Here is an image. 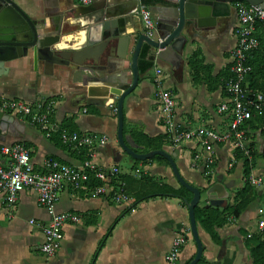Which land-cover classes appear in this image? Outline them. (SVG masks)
I'll list each match as a JSON object with an SVG mask.
<instances>
[{"label": "crops", "instance_id": "crops-1", "mask_svg": "<svg viewBox=\"0 0 264 264\" xmlns=\"http://www.w3.org/2000/svg\"><path fill=\"white\" fill-rule=\"evenodd\" d=\"M102 1L93 0V3ZM147 1L150 2L149 8L163 4V0H141L140 5ZM17 3L47 35L56 34L60 28L66 34L79 28V21L76 20L79 14L77 9L82 6L79 0H17ZM232 11L231 17L222 18L228 20H220L217 28L207 26L195 35L187 34L188 43L182 59L172 60L175 65L147 54L146 60L151 61L153 66L145 72L139 66V84L124 103V138L129 146L138 151V154H144L148 144L144 137L157 140L156 144L162 145L161 150L172 155L186 182L202 188L203 193L212 183H208L209 177L205 176L200 165H194L195 156L202 153V148L196 142L178 146L170 142L156 96L157 71H163L161 78L164 86L175 91L177 123L189 130L207 127L226 131L230 120L219 112V107L226 99L223 83L226 70L232 64V51L237 44L235 28L238 20L234 2ZM140 28L143 29V24L137 14L131 21L129 30L133 32ZM153 36L156 37L155 32ZM77 39L70 36L64 42ZM133 47L131 45L130 49ZM197 49L202 51L205 65L212 68L211 76L215 80L211 85L217 86L216 90L210 91L205 82H193L189 58ZM7 68V75L0 78V108L9 100L27 104L38 101L52 103L49 115L51 124L69 132L97 138L104 136L108 141L102 147L96 145L91 151L87 148L76 150L64 144L58 133L54 132L48 137L42 129L32 125L28 118L11 115L16 120L0 132V149L4 145L24 144L31 151L32 162L37 171L44 170V163L49 158L70 166H79L86 161V153H92L94 156H90V160L98 166L120 168L122 174L119 179H127L125 182L128 192L135 198V202L127 206L119 205L105 198L79 194L69 186L64 187L53 211L74 213L80 217V222L65 225L62 246L54 257L48 259L42 254L41 245L44 241L43 229L51 220L50 210L39 205L34 191H24L11 206L4 203L3 195L0 194V264H168L167 256L172 242L180 233L185 235L187 242L175 264H190L196 256L197 246L190 239L189 211L184 200L156 196L138 201L139 195L152 193L151 187L143 190V181L134 177V171L139 166L143 167V172L140 170L142 174L152 178V182L167 184L175 189L181 187L173 175L170 163L156 159L135 166V159L131 157L133 163L130 170L122 171L119 163L123 159V149L117 138L116 106L110 116H101L98 109L83 104L89 87L80 81L82 73L77 72L74 66L48 68L42 61L36 63L30 54L8 63ZM203 79L206 81L205 76ZM255 121L250 126L249 134L250 143L254 146V167L251 174L264 178V124ZM258 148L263 160L259 167L256 162ZM150 151L155 150L148 149ZM236 153L231 144L216 146V174L218 178L223 177L225 183L233 184L229 191L233 192V196L231 198L230 195L224 207L234 203L235 192L241 189H238L237 181L233 178L239 163H242L243 169V160L238 161ZM233 159L234 165L229 167ZM4 163L5 157L0 154V164ZM189 167L199 172L205 181L194 178ZM254 188L255 201L240 218L217 228L220 243L214 242L198 224L204 247L203 261L200 264H235L240 254L243 255L241 264H253L251 254L245 248V238L258 232L264 234V229L259 228V222L263 219L264 186ZM203 202L199 205L208 204L205 197ZM31 220H34L33 224Z\"/></svg>", "mask_w": 264, "mask_h": 264}, {"label": "water", "instance_id": "water-1", "mask_svg": "<svg viewBox=\"0 0 264 264\" xmlns=\"http://www.w3.org/2000/svg\"><path fill=\"white\" fill-rule=\"evenodd\" d=\"M107 1L79 6L76 16L79 28L72 33H63L60 28L56 34L47 35L23 11L17 0H0V78L9 72L8 63L30 54L36 63L42 61L48 68L74 66L82 73L80 81L89 87L83 104L95 107L101 116H110L116 106L117 138L123 151L138 161L164 157L179 184L193 194L191 201L184 202L197 246L196 256L190 264H198L204 247L195 209L202 202L203 194L208 205L223 208L230 198L233 184L225 183L224 178L219 177L203 193L186 182L170 153L164 150L144 154L134 152L124 138V103L139 84L140 56L144 49H147L148 56L175 65L172 60L182 59L188 43L187 34L195 35L207 26L214 29L220 26V20H228L222 18L231 17L232 3L236 0H163L162 5H152L150 10L156 22V37L148 35L142 28L133 32L129 30L141 0ZM244 1L264 9V0ZM70 36L78 39L64 42ZM131 45H134L133 49H130ZM15 120L0 110V132ZM242 258L240 254L235 264H241Z\"/></svg>", "mask_w": 264, "mask_h": 264}, {"label": "built area", "instance_id": "built-area-1", "mask_svg": "<svg viewBox=\"0 0 264 264\" xmlns=\"http://www.w3.org/2000/svg\"><path fill=\"white\" fill-rule=\"evenodd\" d=\"M82 6H89L93 0H79ZM238 24L235 28L237 44L232 51L230 77L226 82V99L220 105L219 112L229 118L230 123L226 131L201 127L194 130L185 129L175 120L177 107L176 94L171 88L164 86L161 75L157 71V100L160 105L161 117L170 142L178 146L185 142H196L202 148L197 154L194 165H200L205 176L215 174L216 146L231 144L234 150L244 157L252 159L248 123L254 115L264 116V94L253 92L248 84L247 77L252 71L249 65L251 54L260 47L257 35L258 25L264 24V9L250 5L240 0L234 2ZM143 30L150 36L155 32V19L148 5L142 4L138 8ZM53 104L38 101L27 104L21 101H5L0 110L9 115L23 116L29 119L32 125L39 127L49 137L56 132L61 141L76 150L87 148L93 150L96 145L104 146L107 137H94L88 134L69 132L49 121ZM86 112V110L84 111ZM0 154L5 157V163L0 164V194L8 206L15 204L24 191H34L38 203L50 210L51 220L43 229L44 241L41 245L42 254L50 259L60 250L63 242V229L68 223H79L80 217L71 212L55 213L53 207L59 200L62 189L71 187L75 192L92 198H105L115 204L135 202V198L127 191V184L120 180L119 167L103 168L91 160H86L79 166H70L49 158L44 163V170L37 171L33 165L31 151L22 143L4 145ZM91 157L92 153L90 154ZM235 159L229 164L234 165ZM135 178H141L139 169L134 171ZM248 182L253 187L264 186V178L250 175ZM264 215V208L262 211ZM34 223V220H31ZM259 228L264 229V218L259 222ZM187 238L178 234L171 245L167 256L168 264H175L180 257Z\"/></svg>", "mask_w": 264, "mask_h": 264}, {"label": "trees", "instance_id": "trees-1", "mask_svg": "<svg viewBox=\"0 0 264 264\" xmlns=\"http://www.w3.org/2000/svg\"><path fill=\"white\" fill-rule=\"evenodd\" d=\"M241 2L247 3L244 0H240ZM150 4L149 1L145 3V5ZM248 4V3H247ZM257 35L260 40V47L251 54V57L249 58V65L252 67L251 73L247 77V84L249 88L253 92H258L264 94V24L258 25ZM147 49L143 50L140 56V69L145 72L147 69L153 66V63L150 61H147ZM189 66L191 68V74L193 77V82L195 84L205 82L208 85V89L210 91L216 90L218 87H212L211 83L215 79L212 78V68L211 66H207L204 63V57L202 55V51L200 49H197L194 51L192 56L189 58ZM230 67L226 70V77L224 78L223 83V91L225 92V86L226 82L230 77ZM203 76H205L206 81L203 79ZM226 95V93H225ZM254 119H256L257 123L264 124V116L259 117L257 115H254L253 119L248 123L249 126H251L254 123ZM255 121V122H256ZM261 121V122H260ZM251 131V130H250ZM125 132V129H124ZM250 134V133H249ZM248 134L249 140L250 136ZM126 135L124 134V137ZM148 144L146 145L145 152H148V149L152 150H161L162 145L156 144L155 139H147ZM126 141V138H125ZM127 143V141H126ZM129 146V144L127 143ZM249 146L251 148V154L252 159H248L244 157L239 151L236 153V159L243 160V187L235 192L234 196V203L228 204L224 208H218V207H212L210 205L200 206L198 205L195 209L196 214V220L197 223L211 236L214 242L220 243L221 239L217 233V228L223 227L225 224L229 223L232 220H237L240 218V216L247 210V208L255 201L256 198V190L253 186L250 185L248 182V178L250 177L254 164H253V158H254V146L253 144L249 143ZM130 147V146H129ZM131 148V147H130ZM132 149V148H131ZM134 152H137L136 150L132 149ZM86 160H90V155L86 153ZM163 160L164 162H168L165 158L161 156H155L154 158L146 161H137L134 160L135 166L142 164H147L149 162L155 161V160ZM216 167V164H215ZM135 168V167H134ZM215 169V168H214ZM141 186L143 187V190H147L150 187L152 188V193H143L142 195L138 196V201L145 200L149 197H156V196H169V197H176L183 200H192V193L185 189L184 187H180L179 189H175L167 184H159L152 182L153 179L147 176L146 174H142V177L140 178ZM218 179V176L215 172L214 175L209 176L208 183H213ZM127 181V179H122V181ZM213 180V181H212ZM129 181H136V180H129ZM127 189V188H126ZM128 191V189H127ZM137 201V202H138ZM136 206V203L135 205ZM117 223V222H116ZM110 234V233H109ZM104 241H102L101 246ZM245 248L249 250L251 254V259L253 264H264V234L262 232L254 233L250 236H247L244 241ZM203 261L202 260L198 263L200 264Z\"/></svg>", "mask_w": 264, "mask_h": 264}, {"label": "rangeland", "instance_id": "rangeland-1", "mask_svg": "<svg viewBox=\"0 0 264 264\" xmlns=\"http://www.w3.org/2000/svg\"><path fill=\"white\" fill-rule=\"evenodd\" d=\"M251 134V133H250ZM252 141H253V139H252ZM187 143H189V142H185L184 143V145H186ZM258 156L256 157V162H257V166L259 167L260 166V164L262 163V159H261V153H260V148H258ZM122 155H123V159L121 160V162L119 163L120 164V167H121V169H122V171L123 172H125L126 170L128 171V170H130L129 168H130V166H131V163H133V161H132V159H131V157L130 156H128V154H126V152H123L122 151ZM139 166V165H138ZM136 169H139V170H141L142 172H143V167L142 166H139L138 168H136ZM189 170H190V172L192 173V175H193V177L194 178H199L200 179V181H205L204 179H203V177L200 175V173L199 172H197L196 170H193V169H191L190 167H189ZM229 170V169H228ZM216 172V171H215ZM233 178H234V180L235 181H237V187H238V189L239 188H242L243 187V184H244V182H243V169H242V163H239L238 164V166H237V168H236V170H235V172L233 173ZM193 181H195V179H193ZM198 181V180H197ZM196 187V186H195ZM198 188V187H197ZM200 190H203L202 188H199ZM230 195H231V198H232V196H233V192L231 191L230 192ZM204 194H203V199H204ZM202 203H204L203 202V200H202ZM130 203H126V204H124L125 206H127V205H129ZM203 205H205V204H203ZM262 218H264V215L262 216ZM191 233V237H190V239H192L191 241H193L194 242V238H193V235H192V232H190Z\"/></svg>", "mask_w": 264, "mask_h": 264}]
</instances>
